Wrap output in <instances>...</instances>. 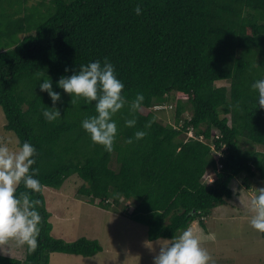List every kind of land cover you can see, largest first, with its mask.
Wrapping results in <instances>:
<instances>
[{
  "label": "trees",
  "instance_id": "1",
  "mask_svg": "<svg viewBox=\"0 0 264 264\" xmlns=\"http://www.w3.org/2000/svg\"><path fill=\"white\" fill-rule=\"evenodd\" d=\"M105 58L129 102L144 95L139 111L126 104L112 117L118 132L111 152L81 126L96 114L95 102L72 104L56 83ZM38 71L61 93L56 121L42 115L52 100L40 90ZM261 77L264 0H0L5 129L35 146L31 167L42 185L33 192L21 182L16 190L39 201L37 247L25 244L24 259L0 254V264H50L53 252L91 257L101 251L98 239L67 241L52 233L44 188H60L73 174L83 180L79 196L129 213L147 225L150 240L172 238L194 221L207 228L215 208L234 196L236 177L243 175L247 189L264 180V107L251 88ZM172 103L169 120L156 106ZM137 130L146 136L136 139Z\"/></svg>",
  "mask_w": 264,
  "mask_h": 264
},
{
  "label": "clouds",
  "instance_id": "2",
  "mask_svg": "<svg viewBox=\"0 0 264 264\" xmlns=\"http://www.w3.org/2000/svg\"><path fill=\"white\" fill-rule=\"evenodd\" d=\"M140 15L142 8L135 7ZM69 69L66 67L65 72ZM40 82V90L51 97L52 106L42 109L43 117L56 121L61 112L55 105L61 100V93L54 90L51 79L43 77L39 71L35 73ZM43 78V79H42ZM57 86L71 94V103L77 98L87 102H95V115L82 120V128L90 135L94 143L101 144L106 151L113 150L118 132L117 123L112 117L126 104L130 112L139 111L144 101L143 93H137L128 101L122 94L125 87L116 75L115 66L105 58L87 64H81L71 75H62ZM251 88L258 92V105L264 107V77L256 79ZM125 124L132 127L136 119H127ZM144 130L135 132L136 139L146 136ZM131 142V139L129 140ZM37 150L28 140L22 143L15 139L0 142V242L14 239L20 245H27L29 250L37 247V237L41 216L35 207L37 200H30L28 195H16L17 186L22 182L33 192H41L42 185L34 175L38 169L31 167L35 163ZM253 215L250 224L257 231L264 233V187L258 188L250 202ZM210 256L201 247L200 239L191 227L183 230L178 236L161 243L159 254L153 257L154 264H208Z\"/></svg>",
  "mask_w": 264,
  "mask_h": 264
},
{
  "label": "rangeland",
  "instance_id": "3",
  "mask_svg": "<svg viewBox=\"0 0 264 264\" xmlns=\"http://www.w3.org/2000/svg\"><path fill=\"white\" fill-rule=\"evenodd\" d=\"M156 107L165 108L166 116L169 120L172 119L170 116L173 115L175 103L160 104ZM188 114L189 112L185 113V116ZM5 124V113L0 105V142L8 139L19 141L13 131L5 129ZM259 147L262 146L254 145L255 149ZM243 179L242 175L232 182L234 196L229 199L228 205L219 206L213 211L212 217L207 221V228L201 226L198 221H194L190 226L199 237L201 247L210 256L208 264H264L263 233L251 226L250 219L241 218L253 215L251 199L248 202L244 193H249L251 189L245 188ZM205 180L210 181L211 175L206 174ZM253 182L251 179V183ZM82 183V178L73 174L60 188L50 186L44 188L46 206L52 214L50 218L53 224L52 233L67 241L80 237L98 239L102 249L91 257L53 252L50 264H154L153 257L159 254L161 243L172 238L150 240L147 225L132 220L129 213H124L122 209H104L89 203L78 194V188ZM251 185L254 193L258 192V188L264 187L261 180L260 183L257 181L256 185ZM236 192L241 195L235 197ZM253 194L251 193L252 196ZM133 207L131 205L128 212H131ZM220 211L224 215L223 218L218 217ZM233 216L236 218H232ZM182 231H178L176 235ZM0 254L24 259L26 250L24 245L9 239L0 242Z\"/></svg>",
  "mask_w": 264,
  "mask_h": 264
},
{
  "label": "crops",
  "instance_id": "4",
  "mask_svg": "<svg viewBox=\"0 0 264 264\" xmlns=\"http://www.w3.org/2000/svg\"><path fill=\"white\" fill-rule=\"evenodd\" d=\"M260 182V181H259ZM258 182V183H259ZM261 184H263L264 185V181L263 182H261ZM253 191V189H251V191L249 192V193H247V192H244L246 195H247V201L248 202H250V199L252 198V195H251V193L253 194L254 192H252ZM255 194H257V193H254L253 195H255ZM241 195V193L239 194V192H236V195H235V197L237 196V197H239ZM226 205H228V204H226ZM231 206H232V204H230ZM235 205H236V203H235ZM222 206H224V205H222ZM233 208V207H232ZM216 209V208H215ZM215 215V214H214ZM223 213H222V211H220L219 213H218V217H220V218H223ZM232 216V215H231ZM227 218H229V217H227ZM232 218H236V216H233ZM241 218L242 219H251V216H241Z\"/></svg>",
  "mask_w": 264,
  "mask_h": 264
},
{
  "label": "built area",
  "instance_id": "5",
  "mask_svg": "<svg viewBox=\"0 0 264 264\" xmlns=\"http://www.w3.org/2000/svg\"><path fill=\"white\" fill-rule=\"evenodd\" d=\"M188 134L191 135V136H194L193 130L190 129V130L188 131ZM219 154H220V153H219ZM211 178H212V176H211Z\"/></svg>",
  "mask_w": 264,
  "mask_h": 264
}]
</instances>
